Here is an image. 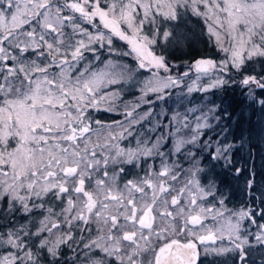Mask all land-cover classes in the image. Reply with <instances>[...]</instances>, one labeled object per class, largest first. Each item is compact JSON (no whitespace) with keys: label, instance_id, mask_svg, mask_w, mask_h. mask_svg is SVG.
I'll list each match as a JSON object with an SVG mask.
<instances>
[{"label":"snow or ice","instance_id":"snow-or-ice-1","mask_svg":"<svg viewBox=\"0 0 264 264\" xmlns=\"http://www.w3.org/2000/svg\"><path fill=\"white\" fill-rule=\"evenodd\" d=\"M233 88L264 113V0H0V264H264Z\"/></svg>","mask_w":264,"mask_h":264},{"label":"trees","instance_id":"trees-1","mask_svg":"<svg viewBox=\"0 0 264 264\" xmlns=\"http://www.w3.org/2000/svg\"><path fill=\"white\" fill-rule=\"evenodd\" d=\"M190 27L192 28V37L190 40V47L184 49V51H177L175 53L176 56L183 57L186 60H190L192 57H195L198 53H201L205 50L206 44L205 41L207 40L206 36L200 34V26L196 23H191ZM210 47V45H209ZM189 53L191 55H189ZM134 95H139L136 89H131L130 91H126L124 94V99L132 100ZM216 103L222 105L223 109L226 110L227 113L230 114L229 116H225V122H228L229 119L231 120V127L233 130L236 129L237 123L239 122L242 127L247 129L251 125L256 124L262 118H264V113H261L257 109L253 110L249 108L248 105L250 101L247 100L246 95H243L240 89H229L218 94L216 98ZM165 107H176L174 104V100H169L168 105ZM159 111V109H156ZM105 120L111 119H119L120 117L115 113H104L101 112L98 114ZM243 197L237 193L234 196V202H239L240 199Z\"/></svg>","mask_w":264,"mask_h":264},{"label":"flooded vegetation","instance_id":"flooded-vegetation-1","mask_svg":"<svg viewBox=\"0 0 264 264\" xmlns=\"http://www.w3.org/2000/svg\"><path fill=\"white\" fill-rule=\"evenodd\" d=\"M205 264H207V261L205 262Z\"/></svg>","mask_w":264,"mask_h":264}]
</instances>
